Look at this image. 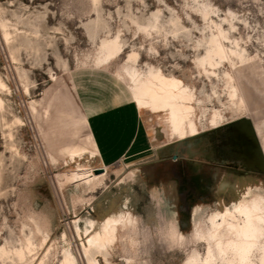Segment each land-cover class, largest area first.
<instances>
[{
  "label": "rangeland",
  "instance_id": "obj_1",
  "mask_svg": "<svg viewBox=\"0 0 264 264\" xmlns=\"http://www.w3.org/2000/svg\"><path fill=\"white\" fill-rule=\"evenodd\" d=\"M113 210L100 264H264V0H0V264H86Z\"/></svg>",
  "mask_w": 264,
  "mask_h": 264
},
{
  "label": "crops",
  "instance_id": "obj_2",
  "mask_svg": "<svg viewBox=\"0 0 264 264\" xmlns=\"http://www.w3.org/2000/svg\"><path fill=\"white\" fill-rule=\"evenodd\" d=\"M126 113L127 110L120 106L88 117L99 157L106 166H112L126 158L133 149L138 131L135 133L128 131L129 120L127 124L124 122ZM132 113L139 117L135 111Z\"/></svg>",
  "mask_w": 264,
  "mask_h": 264
},
{
  "label": "bare ground",
  "instance_id": "obj_3",
  "mask_svg": "<svg viewBox=\"0 0 264 264\" xmlns=\"http://www.w3.org/2000/svg\"><path fill=\"white\" fill-rule=\"evenodd\" d=\"M2 26L6 28L5 24H3ZM5 35L10 36L9 33H5ZM116 51L117 49L115 48V46H111L109 48L110 54H113ZM147 94L152 98L153 105H156L159 103V101L155 98L154 94H151L150 92H147ZM91 163L92 162L90 163L88 162L87 164H84L85 167L83 169L82 175H80L82 178L89 174L91 165H92ZM127 219L128 218L126 217L125 212H119L117 210L116 211L113 210V212L109 216H107L106 219L104 220L100 230L96 232V234L93 235L91 238H89L87 242H84V241L81 242L82 258L86 264H100L98 255H101L106 263L109 262V258H108L109 249L115 246V242L118 238V233L120 231L119 227L121 225H124L126 227ZM91 225L93 226V224ZM76 228L79 234L80 229L79 227H76ZM63 264H76L75 258L72 256V253L70 252V250H66L64 252Z\"/></svg>",
  "mask_w": 264,
  "mask_h": 264
},
{
  "label": "water",
  "instance_id": "obj_4",
  "mask_svg": "<svg viewBox=\"0 0 264 264\" xmlns=\"http://www.w3.org/2000/svg\"><path fill=\"white\" fill-rule=\"evenodd\" d=\"M97 174H99V173H101V172H105V170H103V169H99V170H96L95 171ZM243 174H247L248 172H242Z\"/></svg>",
  "mask_w": 264,
  "mask_h": 264
},
{
  "label": "clouds",
  "instance_id": "obj_5",
  "mask_svg": "<svg viewBox=\"0 0 264 264\" xmlns=\"http://www.w3.org/2000/svg\"><path fill=\"white\" fill-rule=\"evenodd\" d=\"M243 241H241V243H242ZM249 247H250V245H249Z\"/></svg>",
  "mask_w": 264,
  "mask_h": 264
}]
</instances>
